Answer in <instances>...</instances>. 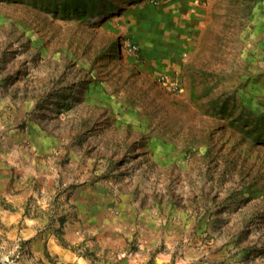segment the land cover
Instances as JSON below:
<instances>
[{
	"label": "rangeland",
	"instance_id": "obj_1",
	"mask_svg": "<svg viewBox=\"0 0 264 264\" xmlns=\"http://www.w3.org/2000/svg\"><path fill=\"white\" fill-rule=\"evenodd\" d=\"M263 51L258 0H0V264H264Z\"/></svg>",
	"mask_w": 264,
	"mask_h": 264
},
{
	"label": "crops",
	"instance_id": "obj_2",
	"mask_svg": "<svg viewBox=\"0 0 264 264\" xmlns=\"http://www.w3.org/2000/svg\"><path fill=\"white\" fill-rule=\"evenodd\" d=\"M195 6H197V3H195ZM198 7V6H197ZM193 33V32H192ZM259 63H261V66L262 67V70H264V51H263V55L261 58H259ZM249 61V60H248ZM253 62H256V58L253 59ZM250 69H253L250 68ZM30 145H32V148H30L31 150H36L38 154H44V152L46 151L47 149V144H50V141H47L45 140L44 138H38V139H31L30 140ZM15 139H12V147H11V150L10 149H5V147L1 146L0 147V154L1 155H5L6 156V159L8 161H11V162H14V158H15V153H12L14 152V148L15 147ZM121 219H124V216H121ZM145 222L147 224H149L148 226L146 225H143L141 224L142 222ZM124 222V221H122ZM127 222V221H126ZM135 223H137V228H139L140 230H145L146 228H149L150 230H154L158 227L157 225V220L155 221H145L142 220L141 218L139 219V217L137 218L136 221H134ZM185 222H187L186 220H184L181 225H176L175 227L178 229V230H175V229H171L175 232H180L183 230H186V228L188 227L187 224H185ZM129 223V222H128ZM154 223V224H153ZM180 223V222H179ZM152 227V228H151ZM154 228V229H153ZM160 229L162 230V226L160 227ZM187 232V231H186ZM189 232V230H188ZM187 232V233H188ZM222 242L218 241V242H215V246L213 247L212 250H210V252H207L206 256L205 257H202L198 251L197 252H194L193 251V247L192 245L188 244L186 245V248L185 250L183 251V253H185V257L188 259H190L192 262H187V264H219V261H220V252H221V249H227V246L230 247V244L222 247L220 249V245H221Z\"/></svg>",
	"mask_w": 264,
	"mask_h": 264
},
{
	"label": "built area",
	"instance_id": "obj_3",
	"mask_svg": "<svg viewBox=\"0 0 264 264\" xmlns=\"http://www.w3.org/2000/svg\"><path fill=\"white\" fill-rule=\"evenodd\" d=\"M259 6L263 9L264 12V0H258Z\"/></svg>",
	"mask_w": 264,
	"mask_h": 264
}]
</instances>
